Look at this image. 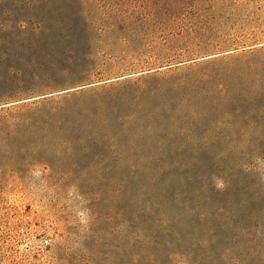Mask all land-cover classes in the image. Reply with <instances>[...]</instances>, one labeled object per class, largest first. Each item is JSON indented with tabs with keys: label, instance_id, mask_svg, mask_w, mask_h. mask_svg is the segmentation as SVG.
<instances>
[{
	"label": "rangeland",
	"instance_id": "rangeland-1",
	"mask_svg": "<svg viewBox=\"0 0 264 264\" xmlns=\"http://www.w3.org/2000/svg\"><path fill=\"white\" fill-rule=\"evenodd\" d=\"M46 93H76L74 108L125 130L90 187L42 165L3 177L0 264H133L130 254L141 264H191L198 248L216 247L230 249L226 262L262 260L264 0H0V103ZM200 145L250 162L251 177L187 198L173 231L191 254L168 258L153 249V230L168 227L179 204L161 201L164 221L135 227L118 226L113 208L136 187H156L167 155L198 154ZM100 172L124 187L117 200L114 186L97 198ZM215 203L218 227L182 215Z\"/></svg>",
	"mask_w": 264,
	"mask_h": 264
},
{
	"label": "trees",
	"instance_id": "trees-1",
	"mask_svg": "<svg viewBox=\"0 0 264 264\" xmlns=\"http://www.w3.org/2000/svg\"><path fill=\"white\" fill-rule=\"evenodd\" d=\"M75 95L46 93L0 103V182L8 174L22 173L42 165L49 169L51 175L62 179L78 173L82 180V183L79 180V187L91 186V171L96 170L97 163L106 167V154L111 150L113 136L118 131H124L125 125L100 124L87 117L83 109L68 103L69 98ZM259 114L264 117V109ZM196 149L202 152L189 154L186 149H180V155H167L166 165L156 175V187H136V193L130 191L126 205L115 204L113 208L114 219H119L118 226L126 223L135 227L139 222L147 225L148 222L164 221L155 210L160 207L158 204L161 201L179 204L170 225L153 230V249L165 252L168 258L172 254H191L179 249L180 237L173 231V225L181 223L177 211L187 198L202 192H216L218 183L225 184L227 189L233 188L247 183L251 177L248 169L250 162L230 163L227 156L211 154L209 147L200 145ZM114 178L108 173H99V187L102 189L98 199L104 196L106 187L114 186L112 196L115 200L122 195L125 189L121 185L115 187L117 180ZM248 224H243L242 232L245 233ZM225 232L221 230L212 234L220 236ZM197 251L200 255L189 257L191 264H264L262 255L259 262H254L253 256L246 259L241 255L226 262V252L230 251L228 247H216L213 251L198 248ZM119 253L125 259L126 253ZM135 256L138 255L130 254L132 263L141 264Z\"/></svg>",
	"mask_w": 264,
	"mask_h": 264
},
{
	"label": "crops",
	"instance_id": "crops-1",
	"mask_svg": "<svg viewBox=\"0 0 264 264\" xmlns=\"http://www.w3.org/2000/svg\"><path fill=\"white\" fill-rule=\"evenodd\" d=\"M201 202L206 203L205 200ZM182 215L187 220L204 223L211 227L220 226L224 220L221 203H215L211 206L208 205V207L203 205L191 209L187 208L182 211Z\"/></svg>",
	"mask_w": 264,
	"mask_h": 264
},
{
	"label": "clouds",
	"instance_id": "clouds-1",
	"mask_svg": "<svg viewBox=\"0 0 264 264\" xmlns=\"http://www.w3.org/2000/svg\"><path fill=\"white\" fill-rule=\"evenodd\" d=\"M217 187H223V185L222 184H217Z\"/></svg>",
	"mask_w": 264,
	"mask_h": 264
}]
</instances>
